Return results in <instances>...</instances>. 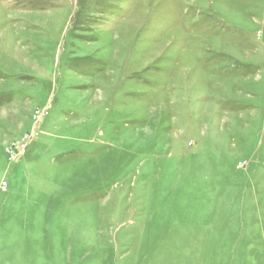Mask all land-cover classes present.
Wrapping results in <instances>:
<instances>
[{"label": "rangeland", "instance_id": "rangeland-1", "mask_svg": "<svg viewBox=\"0 0 264 264\" xmlns=\"http://www.w3.org/2000/svg\"><path fill=\"white\" fill-rule=\"evenodd\" d=\"M0 264H264V0H0Z\"/></svg>", "mask_w": 264, "mask_h": 264}]
</instances>
